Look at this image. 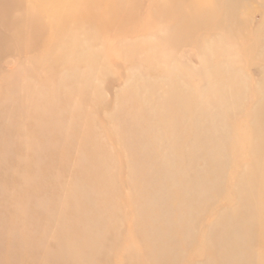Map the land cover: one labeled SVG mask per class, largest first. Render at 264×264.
Returning a JSON list of instances; mask_svg holds the SVG:
<instances>
[{"label": "rangeland", "instance_id": "1", "mask_svg": "<svg viewBox=\"0 0 264 264\" xmlns=\"http://www.w3.org/2000/svg\"><path fill=\"white\" fill-rule=\"evenodd\" d=\"M66 1L0 0V264L90 228L116 264H264V0Z\"/></svg>", "mask_w": 264, "mask_h": 264}, {"label": "bare ground", "instance_id": "2", "mask_svg": "<svg viewBox=\"0 0 264 264\" xmlns=\"http://www.w3.org/2000/svg\"><path fill=\"white\" fill-rule=\"evenodd\" d=\"M68 1V0H67ZM66 1V2H67ZM237 1V0H236ZM42 2V1H41ZM44 2V1H43ZM59 2V1H58ZM56 3V2H55ZM111 2L109 1V0H92V7L91 8H89V10H87V11H85V12H90V14H94V15H96V14H98V15H102V14H104V10H106L107 8H109L110 6H112V4H110ZM61 4V3H60ZM59 4V5H60ZM201 10H203V9H198L197 11H201ZM79 12L80 11H77L76 10V12H75V9H68V10H56V11H54V12H52V14L50 15V22L53 24V25H61L63 22H66L68 19H69V17L72 15V14H74V13H78L79 14ZM191 14H194V11L191 13ZM77 15V14H76ZM21 16H19V15H14V20H13V22L12 23H15V22H20L21 21ZM40 18V17H39ZM38 18V19H39ZM188 18V19H187ZM186 18V24H188V23H191L192 21H194V22H206L207 20H208V18H209V16H207V17H200V16H198V15H194V16H192V15H190L189 17H187ZM119 20H120V18H119V16H117V17H115L111 22H110V24L111 23H113L112 25H114V23H119ZM176 20H178L177 22H176V24L179 26L180 25V20L179 19H176ZM39 21V20H38ZM183 21H185V20H183ZM34 23V22H33ZM42 23H43V21H42ZM48 24V23H47ZM39 25V24H38ZM39 26H41V25H39ZM188 29L190 30L191 29V25L188 27ZM20 37V35H19V31L18 30H14V38H19ZM76 39V38H75ZM75 43V42H74ZM75 45H77V42L75 43ZM221 69L222 70H225V71H228V67H223V65L221 66ZM182 105V104H181ZM184 107V106H183ZM182 106H180V108H183ZM180 110H184V108L183 109H180ZM59 118H60V115H59ZM58 127V126H57ZM58 128H61L60 127V125H59V127ZM60 130V129H59ZM60 133V132H59ZM61 134V133H60ZM28 142V141H27ZM33 143V142H32ZM35 144V143H34ZM28 145H30V144H28ZM33 145V144H32ZM35 146V145H34ZM33 147V146H32ZM37 147V146H36ZM34 149H36V148H34ZM39 150V149H38ZM43 150V149H42ZM37 152V151H36ZM35 152V153H36ZM38 153H40V155L42 154V152H39L38 151ZM37 153V154H38ZM39 155V154H38ZM37 156V155H36ZM43 157V156H42ZM84 158V157H83ZM83 158H81V160L83 159ZM43 159H44V157H43ZM159 160V159H158ZM80 161V160H79ZM85 161V160H84ZM39 162H41V161H39ZM83 162V161H82ZM82 162H80L81 164H83ZM162 162V161H161ZM42 163V162H41ZM40 164V163H39ZM38 164V165H39ZM37 166V165H36ZM150 168V166H148V169ZM152 168V167H151ZM150 168V169H151ZM153 168H154V166H153ZM147 169V168H146ZM149 169V170H150ZM40 171V170H39ZM38 171V172H39ZM151 172H153V171H151ZM42 172H40V174H41ZM39 173H37L36 174V176H37V179L39 178V175H38ZM33 175V174H32ZM96 175V174H95ZM100 175V174H99ZM98 174H97V176H99ZM41 176V175H40ZM97 176H95V177H97ZM100 177H102V176H100ZM99 177V178H100ZM34 178H35V174H34ZM44 178V177H43ZM43 178H41V179H43ZM85 178V177H84ZM87 178H89L88 176L86 177V179ZM94 178V177H93ZM32 179V178H31ZM37 179H35V180H37ZM40 179V178H39ZM38 179V180H39ZM86 179H85V181H86ZM34 180V181H35ZM82 180H83V178H82ZM94 180V179H93ZM77 181V180H76ZM85 181H82V183H85ZM89 181H90V179H89ZM88 181V179H87V181L86 182H89ZM29 182V181H28ZM27 182V183H28ZM96 182H97V179H96ZM32 183V182H31ZM80 183V182H79ZM82 183H80V184H82ZM92 183L93 182H91V185H90V183H89V185H90V187H95V185H96V183H95V185H92ZM76 184V183H75ZM191 184H194V182L193 183H191ZM85 185V184H84ZM88 185V184H87ZM195 185H198V184H195ZM194 185V186H195ZM79 186V185H78ZM191 186V185H190ZM194 186H192V187H194ZM198 187V186H197ZM82 188H85V187H83L82 186ZM96 188V187H95ZM79 189V188H78ZM201 189V188H200ZM73 190H74V188H73ZM81 190V189H80ZM89 190H91V189H89ZM193 190V189H192ZM65 191V190H64ZM76 191H77V189H76ZM79 191V190H78ZM85 191V190H84ZM83 191V192H84ZM92 191V190H91ZM96 191V189L94 190V192ZM90 192V191H89ZM93 191L92 192H90V193H94ZM71 193H76L75 192V190H74V192H71ZM80 193H81V191H80ZM86 193V192H85ZM95 193H97V192H95ZM90 195V194H89ZM97 195V194H96ZM74 196H76V201L78 202L77 204H78V206H76V208H77V210L79 209V202L80 201H78V196L75 194ZM82 196H83V194H82ZM92 196V195H91ZM84 198H86V196L84 197ZM92 198V197H91ZM96 198V197H95ZM72 199H74V198H72ZM97 199V198H96ZM57 200H58V198H57ZM65 200V199H64ZM63 200V201H64ZM67 200V199H66ZM68 200H69V198H68ZM85 201H87L86 199H84ZM103 200V199H102ZM106 200V199H105ZM47 201V200H46ZM46 201H42V202H40L41 204L44 202H46ZM63 201H61L60 203H62ZM76 201L75 202H73V203H75V205H76ZM39 202H38V204H39ZM48 202V201H47ZM57 202V201H56ZM55 202V203H56ZM67 202V201H66ZM94 202V201H93ZM54 203V204H55ZM63 203H65V202H63ZM72 203V202H71ZM72 203V204H73ZM82 203V202H81ZM83 203H85V202H83ZM98 203V202H97ZM105 203V202H104ZM70 204V203H69ZM69 204H68V206H69ZM95 204V203H94ZM101 204H103V203H101ZM63 205V204H62ZM62 205H59V204H57V211H58V206L59 207H62ZM65 205V204H64ZM63 205V206H64ZM74 205V204H73ZM82 205V204H81ZM90 205H92V204H90ZM100 205V204H99ZM107 205H108V203H107ZM40 206V205H39ZM54 206V205H53ZM56 206V205H55ZM40 207H42V206H40ZM71 207H73L72 205H71ZM70 207V208H71ZM93 207H94V205H93ZM99 207V206H98ZM174 207V206H173ZM173 207H171V209L173 208ZM37 208H39V207H37ZM63 208V207H62ZM96 208H97V206H96ZM103 208V207H102ZM101 208V209H102ZM104 208H106V206L104 207ZM42 209V208H41ZM61 209V208H60ZM65 209H67L66 207H65ZM69 209V208H68ZM174 209H176V208H174ZM74 210V209H73ZM72 210V211H73ZM76 209H75V211H77ZM83 210V209H82ZM173 210V209H172ZM16 211V210H15ZM18 211H19V209H18ZM49 211V210H48ZM50 211H52V209L50 210ZM56 211V212H57ZM60 211H62V209L61 210H59V215H60ZM101 211V210H100ZM103 211V210H102ZM163 211V210H162ZM166 211V210H165ZM176 211V210H175ZM52 212H54V211H52ZM67 212H69L68 210H67ZM83 212V211H82ZM94 212H95V209H94ZM93 212V213H94ZM178 212V211H177ZM65 213V212H64ZM77 213V212H76ZM97 213V212H96ZM62 214V213H61ZM73 214H75V213H73ZM82 214V213H81ZM100 214H102V212H100ZM164 214V213H163ZM176 214V213H175ZM48 215H49V213H48ZM53 215V214H52ZM76 216H77V214H75ZM89 215V214H88ZM97 215H98V213H97ZM58 216V215H57ZM64 216H66V215H64ZM75 216V217H76ZM92 216H95V214L94 215H92ZM100 216V215H99ZM164 216H165V214H164ZM34 217V216H33ZM74 217V216H73ZM86 217V216H85ZM170 217V216H169ZM168 217V218H169ZM67 218V217H66ZM84 218V217H83ZM90 218V217H89ZM165 218H166V216H165ZM59 219H61L60 217L59 218H57V221H59ZM73 219H75V218H73ZM92 219V217L90 218V220ZM46 220V219H45ZM50 220H51V217H50ZM63 220V219H62ZM66 219H64V221H65ZM86 220V219H85ZM156 220V219H155ZM54 221H56V220H54ZM56 221V222H57ZM75 221H77V220H75ZM96 221V220H95ZM101 222L103 221V220H100ZM99 221V222H100ZM146 221H148V220H146ZM51 222H52V220H51ZM60 222L62 223V221L60 220ZM91 222V221H90ZM97 222V221H96ZM95 222V223H96ZM105 221H103V223H104ZM145 222V221H144ZM152 222H154V220L152 221ZM155 222H158L157 220L155 221ZM46 223V222H45ZM65 223H68V222H66L65 221ZM70 223V222H69ZM72 223V222H71ZM74 223V222H73ZM72 223V224H73ZM84 223V222H83ZM48 224H49V222H48ZM62 224H64V223H62ZM80 223H78L77 225H79ZM85 224V223H84ZM87 224V223H86ZM94 224V223H93ZM98 224V223H97ZM143 224V223H142ZM146 224H148V223H146ZM61 225V224H60ZM68 225V224H67ZM66 225V226H67ZM75 225V224H74ZM102 225V224H101ZM100 225V226H101ZM112 225V224H111ZM48 226V225H47ZM83 226V225H82ZM91 225H89V227H90ZM95 226V225H94ZM106 226H109L110 227V225H106ZM115 226V225H114ZM58 227H60L59 226V224H58ZM68 227L69 226H67V229H68ZM86 227V226H85ZM92 227V226H91ZM141 227V226H140ZM147 227V226H146ZM47 228V227H46ZM74 229L76 228L75 226L73 227ZM87 228H88V226H87ZM257 228V227H256ZM66 229V230H67ZM78 229V228H77ZM103 229H104V231H105V228L103 227ZM109 229V231H108V233H106V232H103L102 230H100V229H98V228H90L89 230H87L86 232L84 231L83 233H79L78 235H75L74 234V232H71V233H68L69 231H71V230H69L67 233H65V234H62L59 238H60V241H59V243L56 245V246H53V248H51L50 246H48V245H42V246H44V247H42L41 246V248L40 249H38L37 251H35V253L37 252V256H36V260H34V262L32 263V264H116L117 262L113 259L114 257H116V256H118L117 255V247H118V245H119V241H120V238H118V237H120L119 236V234L118 233H116L115 231V229H112V228H108ZM107 229V230H108ZM110 229H112L111 231H110ZM139 229V228H138ZM141 229V228H140ZM142 229H144L143 228V226H142ZM142 229L140 230V231H142ZM187 229H190V228H187ZM255 229V228H254ZM57 230H60V229H57ZM63 230V229H62ZM158 230V233H160L161 231H162V229H161V231L159 232V229H157ZM61 231V230H60ZM72 231H74V230H72ZM155 231V230H154ZM171 231V230H170ZM192 231V230H191ZM211 231V230H210ZM255 230H253V232H254ZM256 231H257V229H256ZM63 232V231H62ZM61 232V233H62ZM137 232V231H136ZM164 232V231H163ZM162 232V233H163ZM237 232V231H236ZM242 232V231H241ZM250 232H251V230H250ZM252 232V233H253ZM264 232V231H263ZM142 233H143V231H142ZM225 233H226V231H225ZM231 233H235V232H231ZM238 233H239V231H238ZM245 233V232H244ZM251 233V234H252ZM258 233H259V231H258ZM262 233V232H261ZM261 233H260V235H261ZM52 234V233H51ZM148 234V233H147ZM167 234V233H166ZM227 234V233H226ZM250 234V235H251ZM254 235H256L255 233H253ZM252 234V235H253ZM157 235V234H156ZM158 235H160V234H158ZM157 235V236H158ZM214 235H216V234H214ZM230 235V234H229ZM41 237H42V235H40ZM56 236V235H55ZM147 236V235H146ZM150 236V235H149ZM164 236V235H163ZM167 236V235H166ZM194 236V235H193ZM222 236V235H221ZM227 236V235H226ZM239 236V235H238ZM237 236V240L239 239V237ZM242 236V235H241ZM245 236V235H244ZM244 236L243 237H240V238H244ZM257 236H259L258 234H257ZM264 236V235H263ZM40 237V238H41ZM161 237V236H160ZM160 237H158V238H160ZM211 237V236H210ZM256 237V236H255ZM254 237V240L256 239ZM260 237V236H259ZM258 237V238H259ZM146 238V237H145ZM193 238V237H192ZM234 238H236V237H234ZM262 238V237H261ZM260 238V239H261ZM264 238V237H263ZM55 239L57 240V238L55 237ZM171 239V238H170ZM179 239V238H178ZM210 239V238H209ZM232 240H233V238H231ZM231 239H229L230 241H231ZM259 239V241H261ZM217 240V239H216ZM254 240H251V241H254ZM264 240V239H263ZM28 241H30V240H28ZM159 241V240H158ZM183 241H185V244L186 243H189L190 241H191V235H188V236H186V238L185 239H181L180 241H178L177 242V240H176V242L177 243H175V245H170L169 244V247L171 246L172 247V249H177V250H181V249H179V246L182 244V242ZM193 241V240H192ZM211 241H214V240H210L209 242H211ZM222 241H224V239L222 240ZM163 242V241H162ZM173 242V241H172ZM219 242V240L218 241H216V243H218ZM225 242V241H224ZM232 242V241H231ZM255 242V241H254ZM254 242H253V244H254ZM262 242V241H261ZM144 243V242H143ZM153 242H151V244H152ZM166 243V242H165ZM190 243H192V242H190ZM252 243V242H251ZM250 243V244H251ZM47 244H49V243H47ZM145 244V243H144ZM143 244V245H144ZM149 244V243H148ZM160 244V243H159ZM162 244H164V242L162 243ZM167 244V243H166ZM166 244H164V245H156V246H152V248L151 249H149V254H150V257H148L149 255H147L148 253H145L146 254V256L149 258L148 259V264H163V263H166V262H168V260H170V258L169 257H165V256H163L162 254H161V250L164 248V247H168ZM215 244V243H214ZM213 244V245H214ZM219 244V243H218ZM220 244H222L221 243V241H220ZM245 244V243H244ZM212 245V246H213ZM223 245V244H222ZM229 245H231L230 243H229ZM48 246V247H47ZM145 246V245H144ZM238 246V245H237ZM244 246V245H243ZM251 246H253L252 244H251ZM147 247L148 246H146L145 248L147 249ZM188 247H190V245H188ZM222 247V246H221ZM229 247V246H228ZM238 247H240V245L238 246ZM34 248V247H33ZM143 248V247H142ZM212 248H214V247H212ZM248 248V247H247ZM247 248H245V249H247ZM252 248V247H251ZM256 248V247H255ZM254 248V249H255ZM165 249V248H164ZM219 249V248H218ZM223 249H225V251H227L226 250V247L224 246L223 247ZM249 249V248H248ZM34 250V249H33ZM187 250V249H186ZM230 250V249H229ZM170 251V250H169ZM183 251V250H182ZM213 249L211 250L210 249V251H209V258H211L212 256H213ZM217 251H219V250H217ZM231 251V250H230ZM171 252V251H170ZM184 252H185V250H184ZM184 252H182V253H184ZM187 252V251H186ZM216 252V251H215ZM249 252V251H248ZM33 252H32V250L31 251H25V258L26 257H28L29 255H31ZM217 253V252H216ZM221 253H222V251H221ZM227 253V252H226ZM231 253V252H230ZM234 254L236 253V252H233ZM239 253V252H238ZM238 253H236V254H238ZM242 253V252H241ZM171 254V253H170ZM223 254V253H222ZM240 254V253H239ZM259 254V253H258ZM264 254V253H263ZM121 255H123V254H121ZM139 255V254H138ZM137 255V256H138ZM144 255V254H143ZM185 255V254H184ZM224 255V254H223ZM223 255L221 256V255H218V256H221V259H222V257H223ZM232 255V254H231ZM242 255H244L243 253H242ZM245 255H247L246 253H245ZM244 255V256H245ZM127 256H128V254H127ZM216 256H217V254H216ZM215 256V257H216ZM256 256H257V253H256ZM255 255H253V262H256L257 261V258H259V257H256ZM144 257H145V255H144ZM178 257V256H177ZM249 257V256H248ZM123 259H124V262L126 263V264H135L134 262H133V260H130L129 258H125V257H122ZM121 258V259H122ZM132 258H133V256H132ZM146 258V257H145ZM179 258V257H178ZM177 258V259H178ZM219 258V257H218ZM238 258H239V256H238ZM134 259V258H133ZM138 259V258H137ZM213 257L211 258V261L209 260V262H207V264H227L226 263V261L223 263H219L218 261L216 262L215 260V258L213 259ZM224 259V258H223ZM223 259H222V261H223ZM246 259V258H245ZM174 260V259H173ZM231 260H232V258H231ZM262 260V259H261ZM263 261V260H262ZM123 262V261H122ZM137 262V261H136ZM228 262V261H227ZM241 262V261H240ZM259 262V261H258ZM242 263V262H241ZM251 263V262H250ZM263 263V262H262ZM31 264V263H30ZM230 264H231V262H230Z\"/></svg>", "mask_w": 264, "mask_h": 264}]
</instances>
